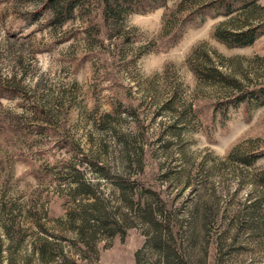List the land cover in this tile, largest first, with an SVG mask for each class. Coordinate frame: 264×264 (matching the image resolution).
I'll return each mask as SVG.
<instances>
[{"label":"rangeland","instance_id":"374dc122","mask_svg":"<svg viewBox=\"0 0 264 264\" xmlns=\"http://www.w3.org/2000/svg\"><path fill=\"white\" fill-rule=\"evenodd\" d=\"M0 264H264V0H0Z\"/></svg>","mask_w":264,"mask_h":264},{"label":"trees","instance_id":"16d2710c","mask_svg":"<svg viewBox=\"0 0 264 264\" xmlns=\"http://www.w3.org/2000/svg\"><path fill=\"white\" fill-rule=\"evenodd\" d=\"M153 1V0H152ZM148 3H150V2H148ZM152 3V2H151ZM151 5H153L154 6V4L152 3Z\"/></svg>","mask_w":264,"mask_h":264}]
</instances>
